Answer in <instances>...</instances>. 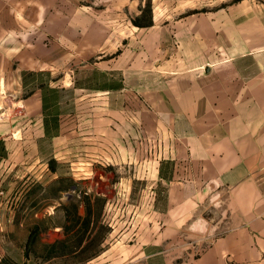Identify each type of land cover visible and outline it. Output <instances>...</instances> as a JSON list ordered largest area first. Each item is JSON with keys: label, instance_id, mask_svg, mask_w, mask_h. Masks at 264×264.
<instances>
[{"label": "crops", "instance_id": "crops-1", "mask_svg": "<svg viewBox=\"0 0 264 264\" xmlns=\"http://www.w3.org/2000/svg\"><path fill=\"white\" fill-rule=\"evenodd\" d=\"M103 1L107 10L55 12L53 22L41 7L24 32L0 11L12 20L0 22V176L23 184L0 188V210L66 162L76 198L134 210L123 229L110 223L119 233L104 263L264 264V0H155L148 28L127 23L130 0ZM186 9L197 12L176 21ZM114 36L116 60L104 61ZM127 95L134 117L124 104L111 119L109 98ZM136 181L140 199L128 202Z\"/></svg>", "mask_w": 264, "mask_h": 264}, {"label": "rangeland", "instance_id": "rangeland-1", "mask_svg": "<svg viewBox=\"0 0 264 264\" xmlns=\"http://www.w3.org/2000/svg\"><path fill=\"white\" fill-rule=\"evenodd\" d=\"M257 4L262 5V3ZM41 7L45 8L47 13V22H53L55 12L84 10L99 13L107 10V4L103 0H0V11L9 10L14 13L13 21L10 18L7 20L1 18L0 22L9 23L12 21L17 32H24L26 28L36 26L37 17L35 16L41 10ZM22 11L30 14V21L29 19H21L20 13ZM126 11L127 14L130 13V15L128 14L130 19H127V23L133 21L142 28H148L153 25L155 0H135V2L130 0L127 2ZM179 12L176 21L182 20L183 17L188 16L187 14H195L197 10L186 9L179 10ZM48 16H51L52 19H48ZM162 21L164 20H161L158 25H162L164 23ZM119 25H123L120 20ZM124 26L129 25L125 24ZM137 35L140 36V34ZM95 37L103 38L105 36ZM150 37L148 31H142L141 38L143 41ZM50 39L51 36L47 34V44ZM126 41L125 56L128 62L133 56L132 51L130 52L127 49L128 45L132 46L133 44V35L126 34L124 42ZM110 42L107 55L95 56L90 63H98L101 61L100 57L104 56L102 58L104 61L114 58L116 60L118 52L114 51L112 45L114 42L116 43V36L110 39ZM120 42H123L121 38ZM103 45L105 46L106 43L104 42ZM48 79L51 80L49 77ZM72 95L73 93L69 90L61 92L63 109L67 114L75 112L73 109L77 99H73ZM78 101L76 104L80 108L79 110L84 111L87 109L85 103L80 104L81 100ZM108 101L111 119L117 117L118 106L121 107L124 104L127 109L125 116L127 121L134 117V99L132 96L127 95L126 98L111 96ZM95 103L96 101L94 102L96 106ZM99 106L101 105L99 104ZM79 114L84 115L85 112ZM96 121H99V119ZM47 150L48 156L52 152L48 144ZM49 166V169L52 170L46 172L40 186L30 183L34 191L21 195V201L13 210H0V264H108L104 263L106 257L102 253L118 239L119 233L118 229L112 232L110 223L119 222L123 229L128 226L134 215V210L127 211L124 206H121L120 209L119 207L115 208V206L107 210L105 201L102 198L95 197L88 200L89 202L83 196L80 199L76 198L71 188L69 164L56 162L50 163ZM4 171L5 165H3L1 172ZM19 171H21V168ZM126 175H129V173L126 172ZM115 182L117 180L113 177L106 181V184ZM88 184H91V182H80L82 188H85ZM22 185V181L16 177H6L5 173L0 176L1 189L7 187L19 188ZM42 185L46 189L45 193L37 196L35 190ZM144 185L145 183L139 181L131 185V193L127 196L128 202L140 199L139 193ZM111 197L115 198V202L118 200L116 195H111ZM83 202H86V206H81ZM88 208L92 211L90 215L89 210L87 211ZM76 211H78L81 218L76 215ZM129 232H132V227Z\"/></svg>", "mask_w": 264, "mask_h": 264}, {"label": "trees", "instance_id": "trees-1", "mask_svg": "<svg viewBox=\"0 0 264 264\" xmlns=\"http://www.w3.org/2000/svg\"><path fill=\"white\" fill-rule=\"evenodd\" d=\"M83 197H84L85 199H87V201L92 199V198L89 197V196H84V195H83ZM81 198H82V197H81ZM88 202H89V201H88ZM88 202H87V203H88ZM90 203H91V202H90ZM84 205L86 206V202L81 203V206H84ZM78 210H79V209H78ZM88 210H89V211H88ZM87 211L89 212V215H90L91 212H92L90 208H88ZM76 215H78V217L81 218V216H80V214L78 213V211H76Z\"/></svg>", "mask_w": 264, "mask_h": 264}]
</instances>
